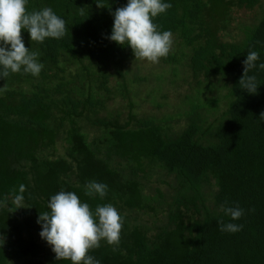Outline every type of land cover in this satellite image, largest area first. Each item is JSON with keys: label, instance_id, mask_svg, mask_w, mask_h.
<instances>
[{"label": "trees", "instance_id": "16d2710c", "mask_svg": "<svg viewBox=\"0 0 264 264\" xmlns=\"http://www.w3.org/2000/svg\"><path fill=\"white\" fill-rule=\"evenodd\" d=\"M168 2L171 8L153 22L173 34L160 60L172 66L169 84L181 95L179 106L172 104L170 115L139 116L135 86L126 79V63L139 57L107 38L109 8L126 0H108L107 7L97 0H28V11L52 8L68 32L39 43L22 29L25 47L39 52L44 67L37 77L0 79V199L6 201L0 264H71L56 259L37 223L61 190L75 192L92 210L112 204L124 217L119 244L101 241L89 252L101 264H264L263 0ZM255 7L263 12L249 22ZM251 51L260 55L247 73L256 77V94L239 84ZM182 59L191 93L177 89L173 78ZM152 91L158 93L148 91L149 100L160 107ZM114 95L126 100L125 111L107 109ZM93 180L108 185L104 199L85 195ZM21 184L26 207L16 209ZM225 204L243 208L244 216L232 221ZM229 222L242 230L221 231Z\"/></svg>", "mask_w": 264, "mask_h": 264}, {"label": "clouds", "instance_id": "9594fccd", "mask_svg": "<svg viewBox=\"0 0 264 264\" xmlns=\"http://www.w3.org/2000/svg\"><path fill=\"white\" fill-rule=\"evenodd\" d=\"M28 0H0V79L10 73L39 76L44 65L39 59V52L25 47L21 30L27 31L31 41L43 43L46 39H61L68 32L66 21L58 16L52 8L28 11ZM98 7H107L97 0ZM168 0H126V4L112 11L113 17L110 35L111 42L129 47L135 58L139 57L152 63L166 57L173 44L170 30L159 31L153 22L160 14L171 8ZM260 55L251 51L244 60V73L239 80L245 92L256 94L258 83L254 75H247L257 68ZM264 69V63L258 65ZM261 116H264L262 114ZM85 195L104 199L108 185L103 182L90 181L85 184ZM26 186L21 184L13 202L16 209L25 206L24 193ZM6 201L0 199V207ZM225 216L232 221L244 216L243 208L221 206ZM47 211L39 213L37 223L41 227L39 236L51 246L57 260H69L71 264H101L89 254L90 250L99 248L101 241L108 245H118L124 217L112 204H98L94 210L87 202H82L72 191H59L52 195L47 203ZM242 224L229 222L221 224V231L236 233L241 231ZM4 238L0 236V246Z\"/></svg>", "mask_w": 264, "mask_h": 264}, {"label": "rangeland", "instance_id": "374dc122", "mask_svg": "<svg viewBox=\"0 0 264 264\" xmlns=\"http://www.w3.org/2000/svg\"><path fill=\"white\" fill-rule=\"evenodd\" d=\"M262 5L264 6V0ZM262 12L263 11L260 8L255 7L253 11L247 14L248 21L251 22L255 15L258 17V15ZM177 56L182 58V55L179 53ZM126 65L130 69V72L126 76L127 83L129 86H135L133 91L136 92V95L131 94V99L136 103L133 110L136 114L139 116L146 113L170 115L176 112L175 110L173 111L172 104L176 107L179 106L177 99L181 97V95L176 93L175 90L172 89L171 84H169V79H171L172 75L171 65H165L164 63H161L160 59L157 63H152L142 58L133 61L131 64L126 63ZM174 66L178 67V72H180L177 74V76H173L174 79L178 80L175 82L180 84V87L177 89H180L182 92L186 91V93H191V85L189 83L192 81V76L190 75L191 72L188 69L189 67L187 66V61L182 59L181 61L176 62ZM138 76L142 77L141 81L138 80ZM134 77H137V80L133 81ZM143 77H147V80H144ZM156 79H159L160 81H156ZM176 85L177 84H173L174 87ZM192 85H195V83ZM152 88L158 91V93L152 92L156 95H159V97H156V102L159 101L161 103L160 107L152 104L149 100H152V98L148 94V91H150ZM160 94H163L164 96L162 97ZM194 95L201 97V94L197 93V91ZM210 95H213V93H210ZM125 104L126 100H124L123 97L114 95V98L109 99L106 107L109 110L120 108L121 110L125 111ZM151 182L153 185L158 184L154 178L151 179ZM161 186L163 190H168V187L165 185L161 184Z\"/></svg>", "mask_w": 264, "mask_h": 264}]
</instances>
